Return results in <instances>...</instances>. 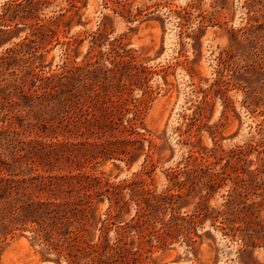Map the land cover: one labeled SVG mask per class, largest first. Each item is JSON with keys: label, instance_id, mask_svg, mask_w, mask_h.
<instances>
[{"label": "rangeland", "instance_id": "374dc122", "mask_svg": "<svg viewBox=\"0 0 264 264\" xmlns=\"http://www.w3.org/2000/svg\"><path fill=\"white\" fill-rule=\"evenodd\" d=\"M0 264H264V0H0Z\"/></svg>", "mask_w": 264, "mask_h": 264}]
</instances>
